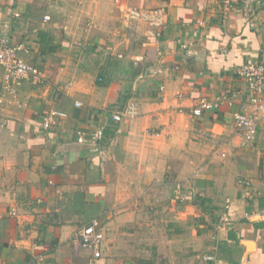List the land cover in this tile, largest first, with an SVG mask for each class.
Here are the masks:
<instances>
[{
  "label": "crops",
  "instance_id": "crops-1",
  "mask_svg": "<svg viewBox=\"0 0 264 264\" xmlns=\"http://www.w3.org/2000/svg\"><path fill=\"white\" fill-rule=\"evenodd\" d=\"M3 24L47 82L0 108V264H88L77 232L94 219L97 264H264V122L248 147L233 122L237 69L264 55V0L225 17L221 0H0ZM51 108L67 117L44 131Z\"/></svg>",
  "mask_w": 264,
  "mask_h": 264
},
{
  "label": "built area",
  "instance_id": "built-area-1",
  "mask_svg": "<svg viewBox=\"0 0 264 264\" xmlns=\"http://www.w3.org/2000/svg\"><path fill=\"white\" fill-rule=\"evenodd\" d=\"M42 3H50L53 0H37ZM235 0H221L222 12L225 17L227 12L232 8ZM18 13H14V18H19ZM43 22L50 20L49 15L42 17ZM0 68L2 69L0 95V108L5 94L15 95L18 87L24 82L31 83L35 86H42L47 82V77L43 69L36 65L29 64L22 60L19 52L27 53V47L24 42L11 44L8 37L4 33L6 24L0 25ZM80 45V43H79ZM238 77L244 82L245 94L248 97L246 101H241L238 110L233 113V122L236 132L241 138V147L252 146L256 140L259 125L264 122V55L258 61L247 62L237 69ZM224 101V97L218 96L210 101H202L190 111V115L198 117L203 111H211L216 109ZM76 105H79L76 103ZM67 114L57 109H49L42 114L41 126L44 131L50 130L58 124L59 121L65 119ZM112 119L118 122L121 114L114 113ZM0 119V129L3 128ZM103 137V129L97 128L90 136V143L97 145ZM213 137V136H212ZM215 140V137H213ZM81 141V140H80ZM221 158L225 156L220 154ZM238 183L243 186H249L251 181L239 180ZM176 199L185 200L186 195L181 191L180 185L176 187ZM231 205L227 201L222 215L223 221L226 223L231 215ZM78 244L81 248L90 249L92 251L88 264H97L102 258L101 247L104 240V234L98 219L92 220L87 225L82 226L77 232ZM211 259V257H205Z\"/></svg>",
  "mask_w": 264,
  "mask_h": 264
},
{
  "label": "rangeland",
  "instance_id": "rangeland-1",
  "mask_svg": "<svg viewBox=\"0 0 264 264\" xmlns=\"http://www.w3.org/2000/svg\"><path fill=\"white\" fill-rule=\"evenodd\" d=\"M204 140L207 142V143H211V141L210 140H214V136L212 135V134H210L209 132H206V133H204ZM213 136V137H212ZM218 144V143H217ZM219 144H222V143H219ZM219 146V145H218ZM180 185V184H179ZM181 186V185H180ZM177 194V192L175 193V195ZM174 199H175V197H174ZM175 200H177V201H179L178 199H175ZM102 232H104V231H102ZM104 234V233H103ZM105 235V234H104Z\"/></svg>",
  "mask_w": 264,
  "mask_h": 264
}]
</instances>
